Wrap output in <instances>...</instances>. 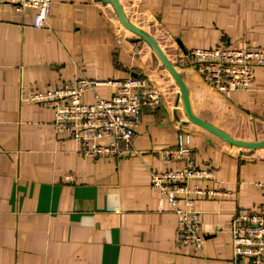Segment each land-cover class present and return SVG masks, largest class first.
Wrapping results in <instances>:
<instances>
[{
    "label": "crops",
    "instance_id": "1",
    "mask_svg": "<svg viewBox=\"0 0 264 264\" xmlns=\"http://www.w3.org/2000/svg\"><path fill=\"white\" fill-rule=\"evenodd\" d=\"M118 1L173 64L194 116L235 138L264 140V65L250 89L226 96L189 56L225 43L264 46V0ZM35 12L0 3V264H234L231 222L240 206L263 199L264 146L232 144L191 121L156 49L122 23L112 3L52 0L43 27ZM134 74L156 84L162 101L145 108L121 157L83 156L55 129L52 107L27 99L34 87ZM115 89L96 85L84 99ZM180 126L192 132L195 161L215 170L198 183L224 191L196 203L206 232L199 249L176 242L177 216L150 183L152 170L168 166L160 151L177 145Z\"/></svg>",
    "mask_w": 264,
    "mask_h": 264
},
{
    "label": "built area",
    "instance_id": "2",
    "mask_svg": "<svg viewBox=\"0 0 264 264\" xmlns=\"http://www.w3.org/2000/svg\"><path fill=\"white\" fill-rule=\"evenodd\" d=\"M0 3L12 4L18 11L34 8L35 24L41 27L47 25L51 14L52 0H0ZM189 56L207 84L230 96L235 90L251 88L256 67L264 65V46L237 47L225 43L195 48ZM100 84L114 85L116 89L109 96L95 93L93 102L85 101V92ZM27 99L52 107L55 129L73 138L80 154L95 159L124 155L132 145L145 108L158 107L162 93L141 75L105 81L81 77L48 89L34 87ZM191 133L180 126L177 145L160 151L161 158L178 165L152 170L150 183L165 195L177 216L176 242L199 249L206 232L196 203L201 198L220 196L224 191L198 183L213 178L215 170L193 158ZM106 138L109 140L105 141ZM257 184L264 189V180ZM231 234L234 264H264V196L255 206L242 205L237 209Z\"/></svg>",
    "mask_w": 264,
    "mask_h": 264
},
{
    "label": "water",
    "instance_id": "3",
    "mask_svg": "<svg viewBox=\"0 0 264 264\" xmlns=\"http://www.w3.org/2000/svg\"><path fill=\"white\" fill-rule=\"evenodd\" d=\"M103 1L107 2V3H112L114 5L117 13H118L120 20L122 21V23L125 24L127 27L133 29L138 34H140L144 39H146L156 49L159 57L164 62V64L169 69V71L171 72V74L173 75V77L175 78V80L177 81V83L180 86L182 96H183V99H184V102L186 105L187 116L191 121L199 123L200 125L206 127L209 131H211L214 134L222 137L223 139H225L226 141H228L232 144L242 146V147H250L252 149H256L260 146H264V140L250 141V140H243V139L235 138L234 136L229 135L228 133L222 131L221 129H219L217 127H215L211 123H208L207 121H204V120L199 119L196 116H194L192 111H191V108H190L189 99H188V92H187L185 83L182 80V78L180 77V75L177 73V71L175 70L173 64L169 61V59L164 54V52L162 51L160 46L157 44V42L150 35H148L146 32L142 31L141 29H139L138 27H136L134 24L130 23V21L127 20L118 0H103ZM134 75L136 76L138 74H134Z\"/></svg>",
    "mask_w": 264,
    "mask_h": 264
},
{
    "label": "rangeland",
    "instance_id": "4",
    "mask_svg": "<svg viewBox=\"0 0 264 264\" xmlns=\"http://www.w3.org/2000/svg\"><path fill=\"white\" fill-rule=\"evenodd\" d=\"M156 85V84H155ZM191 136H192V133H191ZM168 164L167 165H169L170 163L169 162H167Z\"/></svg>",
    "mask_w": 264,
    "mask_h": 264
}]
</instances>
